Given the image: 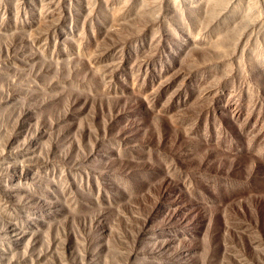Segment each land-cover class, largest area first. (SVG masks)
Segmentation results:
<instances>
[{
	"label": "rangeland",
	"instance_id": "374dc122",
	"mask_svg": "<svg viewBox=\"0 0 264 264\" xmlns=\"http://www.w3.org/2000/svg\"><path fill=\"white\" fill-rule=\"evenodd\" d=\"M0 264H264V0H0Z\"/></svg>",
	"mask_w": 264,
	"mask_h": 264
}]
</instances>
